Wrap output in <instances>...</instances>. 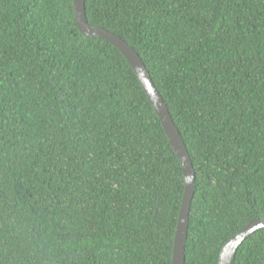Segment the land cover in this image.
I'll list each match as a JSON object with an SVG mask.
<instances>
[{
	"label": "trees",
	"instance_id": "trees-1",
	"mask_svg": "<svg viewBox=\"0 0 264 264\" xmlns=\"http://www.w3.org/2000/svg\"><path fill=\"white\" fill-rule=\"evenodd\" d=\"M167 105L195 174L185 264L264 221V0H85ZM180 163L73 0H0V264H171ZM233 264H264V229Z\"/></svg>",
	"mask_w": 264,
	"mask_h": 264
},
{
	"label": "water",
	"instance_id": "water-1",
	"mask_svg": "<svg viewBox=\"0 0 264 264\" xmlns=\"http://www.w3.org/2000/svg\"><path fill=\"white\" fill-rule=\"evenodd\" d=\"M74 20L78 31L85 37L101 39L115 47L125 58L146 95L151 107L160 121L166 138L176 155L184 180V192L181 200L178 220L173 240L171 264H185V247L189 224L190 206L194 196L195 174L188 151L181 135L174 125L167 105L155 89L149 72L137 53L122 39L102 29L89 26L85 14V0H73ZM264 229V221H251L241 232L226 242L220 250L217 264H233L239 246L253 233Z\"/></svg>",
	"mask_w": 264,
	"mask_h": 264
},
{
	"label": "clouds",
	"instance_id": "clouds-1",
	"mask_svg": "<svg viewBox=\"0 0 264 264\" xmlns=\"http://www.w3.org/2000/svg\"><path fill=\"white\" fill-rule=\"evenodd\" d=\"M256 232H257V231H256ZM256 232H255V233H256Z\"/></svg>",
	"mask_w": 264,
	"mask_h": 264
}]
</instances>
